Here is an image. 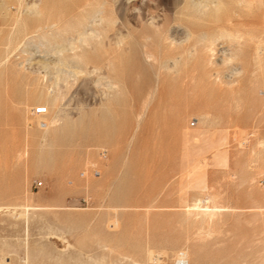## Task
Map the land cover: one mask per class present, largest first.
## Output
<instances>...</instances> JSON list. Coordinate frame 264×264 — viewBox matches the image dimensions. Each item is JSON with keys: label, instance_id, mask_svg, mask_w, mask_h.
Returning a JSON list of instances; mask_svg holds the SVG:
<instances>
[{"label": "rangeland", "instance_id": "374dc122", "mask_svg": "<svg viewBox=\"0 0 264 264\" xmlns=\"http://www.w3.org/2000/svg\"><path fill=\"white\" fill-rule=\"evenodd\" d=\"M258 6L0 0V264H264Z\"/></svg>", "mask_w": 264, "mask_h": 264}, {"label": "bare ground", "instance_id": "6f19581e", "mask_svg": "<svg viewBox=\"0 0 264 264\" xmlns=\"http://www.w3.org/2000/svg\"><path fill=\"white\" fill-rule=\"evenodd\" d=\"M254 1V0H253ZM255 2H257L258 4H259V9L261 10V12H263V14H264V0H255ZM258 9V10H259ZM100 12H101V8L100 7H96L93 11H92V14H91V17L87 20V19H85L86 21H85V23H84V27H82V30H80V31H78V34L79 35H83V34H85L86 33V28H87V26H89V25H92V23H93V21H98V19H96V16L97 15H99L100 14ZM264 17V16H263ZM98 18V17H97ZM99 18L101 19V17L99 16ZM253 22L255 23L256 21L255 20H253ZM252 23V22H251ZM259 23V22H258ZM38 26H39V24H38ZM36 29H37V26H36ZM41 29H42V27H41ZM261 30H264V19H263V24L261 25ZM60 48H61V50H66L67 49V47H65V46H63V45H61L60 46ZM73 49V48H72ZM72 58H76V57H79V55L78 54H76V53H73L72 52V56H71ZM148 58V57H147ZM56 98V97H55ZM53 122V121H52ZM51 122V123H52ZM54 123V122H53ZM194 205V204H193ZM24 206V205H23ZM211 206V205H210ZM212 207V206H211ZM22 208V207H21ZM28 208V207H27ZM195 208H198V209H200L199 207H198V205L197 204H195L194 205V209ZM207 208V207H206ZM1 209V208H0ZM188 209V208H187ZM5 210V209H4ZM205 210H207V209H205ZM188 211H190V210H188ZM208 212H213L214 211V209L213 210H211V211H209V210H207ZM211 215H212V213H211ZM212 216H214V215H212ZM209 218V217H208ZM210 219V218H209ZM208 219V220H209ZM64 240V239H63ZM37 249V248H36ZM43 249V248H42ZM37 252H38V250H36ZM41 251V250H40ZM37 252H36V254H37ZM186 254H185V251L183 252H180V254H179V257L176 259V264H178L180 261L183 263V264H188V259L186 258V256H185ZM37 258V257H36ZM25 259V258H24ZM32 259H33V257H32ZM60 259V258H59ZM56 260V259H55ZM61 260V259H60ZM23 261V260H22ZM27 262V261H26ZM29 262V261H28ZM117 262V261H116ZM30 263V262H29ZM38 263V262H37ZM102 263L104 264V260L102 261ZM108 263V262H107ZM139 263V262H138ZM137 262H135V261H132V264H138ZM108 264H111V263H108Z\"/></svg>", "mask_w": 264, "mask_h": 264}, {"label": "built area", "instance_id": "2783aa9c", "mask_svg": "<svg viewBox=\"0 0 264 264\" xmlns=\"http://www.w3.org/2000/svg\"><path fill=\"white\" fill-rule=\"evenodd\" d=\"M101 153L103 154V152L101 151ZM178 264H183L181 261Z\"/></svg>", "mask_w": 264, "mask_h": 264}]
</instances>
